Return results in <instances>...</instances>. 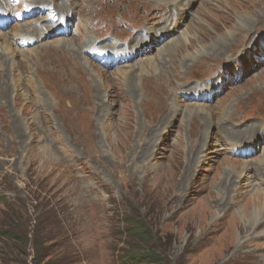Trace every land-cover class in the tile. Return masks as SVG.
I'll return each mask as SVG.
<instances>
[{"label":"rangeland","instance_id":"1","mask_svg":"<svg viewBox=\"0 0 264 264\" xmlns=\"http://www.w3.org/2000/svg\"><path fill=\"white\" fill-rule=\"evenodd\" d=\"M5 1L17 14L31 11L29 20L25 14L0 28L13 49L41 56L47 47L70 58L73 70L60 74L58 60L46 55L37 64L18 56L12 80H2L8 64L0 69V235L23 238L14 245L0 237V264H127L122 259L148 248L162 260L132 264H264V220L244 223L259 208L264 219V135L245 141L247 156L228 149L243 129L264 122V0H184V8L153 0ZM174 18L176 30L162 37ZM61 24L69 30L57 35ZM246 24L251 31L233 41L236 53L222 55L233 29ZM24 25L37 33L25 34L30 41L20 47L12 35ZM65 39L87 61L54 46ZM129 65L139 76L125 81L118 72ZM199 84L218 85L212 102L181 96ZM231 99L244 121L215 120L209 140L194 135L187 113L183 123L171 117L172 104L195 103L211 114ZM217 142L221 155L213 147L195 156L201 144ZM229 158L252 164V175L240 178V170L228 180L221 165ZM196 211H207L199 226Z\"/></svg>","mask_w":264,"mask_h":264},{"label":"bare ground","instance_id":"2","mask_svg":"<svg viewBox=\"0 0 264 264\" xmlns=\"http://www.w3.org/2000/svg\"><path fill=\"white\" fill-rule=\"evenodd\" d=\"M156 4L158 5H162L164 4L163 6H168V5H172V6H175L176 4H179L181 8H184V6L182 5L184 2V0H153ZM87 3L86 0H84L83 4L85 5ZM186 4V3H185ZM183 6V7H182ZM44 8H49L50 7V4H46L45 6H43ZM86 7V6H85ZM161 7V6H160ZM6 9H2L1 12L2 13H6ZM70 11L72 12V8L70 6ZM173 11V10H172ZM171 11V12H172ZM175 12V11H174ZM70 13V12H68ZM63 14V13H62ZM65 15V14H63ZM261 15V14H260ZM173 17V16H172ZM3 21H0L1 23H7L8 22V17L5 16L4 18H2ZM178 19L177 18H174L171 20L170 22V27H164L163 29L160 30V32L158 33H161V36L163 37H166V36H171V33H170V30H173L175 31L176 30V27L178 25ZM241 20L239 21V23L241 24ZM254 25L253 23L251 24V26ZM57 25H54L52 27H49L48 28V31L52 32L54 29L56 30V27ZM18 27V25L16 26ZM25 25L21 28H23L22 31H17L15 32L13 35H12V38L14 41L17 42L18 46L20 47H24L25 43L26 42H29L30 41V38L28 36H26L25 34L28 35V33L30 32L29 29L27 31H25ZM60 28L62 29H65L66 26L65 25H60L59 26ZM246 29L249 28L248 30H245V29H242V27H238V29H233V38H231L229 40V47H228V50H224L222 52H220L222 55H229V54H235L236 53V49H235V45L237 44H234L233 45V41L236 39V38H240V37H245L249 31H251V27L250 26H247V24L245 25ZM59 28V29H60ZM236 28V27H235ZM172 31V33H173ZM246 31V32H245ZM27 32V33H26ZM229 32V31H228ZM30 33H37V31H34V32H30ZM176 34V33H175ZM232 34V33H231ZM239 35H241L239 37ZM183 35H181L182 37ZM174 39V38H173ZM11 38H9L7 35L3 34V33H0V69L2 70V68L4 66H7V64L11 67V70H9V74L8 76H5L4 73V78L2 79L3 81H7V78L8 80H12L13 79V76H14V69L17 67L18 65V56L19 57H22V61L25 63V64H37L39 62V57H51V56H55L53 53L49 52V50L47 51V47L45 48L46 51H44V54H42L41 56H38V52H40L41 50H39L38 52L34 51V50H29L28 52H22V51H19L17 49H13L12 47V44H11ZM80 43V45L82 46V41H78ZM56 44L54 46H57L59 49L61 50H64V49H67L69 50L70 52V56H73L75 57L76 59L77 58H83L84 61H87L86 57L84 56V54L82 53L81 51V48H79V45L76 41H74L73 39H65L63 41H57L55 42ZM192 45V44H191ZM188 46V45H183L182 49L185 48L184 51H186V47H191ZM234 47V49H233ZM89 48H85V50H88ZM84 51V50H83ZM262 51V50H261ZM29 52H31L29 54ZM65 52V51H64ZM188 53V51L186 52V54ZM177 54V53H176ZM213 54H219V53H215L213 52L212 54H207L206 57H210L211 55ZM46 55V56H45ZM110 55V54H109ZM177 56V55H176ZM263 56V55H262ZM62 57V58H61ZM188 57V56H187ZM192 57V58H191ZM55 58L58 60L57 63H54V67L58 68V72L60 74L62 73H65L66 72V69L70 68L71 67V70H73V66L71 65V60L70 58H67L66 56H62L61 54H57L55 56ZM189 60H192L194 59L195 57L194 56H189L188 57ZM153 59V58H152ZM163 59H160L157 60V65H158V68L161 66V61ZM172 61V60H171ZM146 62L149 66L153 67L154 68V62L153 60H151V58H146ZM145 65V64H144ZM174 65V64H173ZM183 66V64L181 62L178 63V67L181 68ZM78 67V65H77ZM9 68V67H8ZM91 68V67H90ZM140 70H145V68H141L139 67ZM7 70V68H6ZM60 70V71H59ZM133 74V77H137L139 76V72L134 69L133 67H131L130 65L129 66H126L125 68L123 67L122 69L119 70L118 72V75L120 77H122L123 79H125V81H127L130 77H132L131 75ZM150 74V73H149ZM77 79L81 78L82 76H79L78 74L76 75ZM227 87V86H226ZM218 88V85L216 84H212V85H209V88L207 89H203V88H200L198 90L202 91V94L203 93H210V91H214ZM216 96V95H215ZM214 96V97H215ZM177 99V102H178V97H176ZM231 100H229L227 102L226 105L223 104V101H220L216 107V109L214 111L211 112V114H208V111L202 109L200 106H195V103H193L194 105H187V106H183L181 104H172L173 106V110L171 112V117L172 118H175V119H179L181 120V123H183L186 119V113H187V117L188 118H192L193 120V123H192V131L194 133V135H197L198 132L201 133V141L203 140H209L211 139L212 137V134H211V131H210V126L213 124V122L215 120H219L221 121L220 123L224 124V125H232L231 123H227L226 121L229 120V119H236L239 115H240V112L235 108H233V105L230 104L232 103ZM234 104V103H233ZM145 105V104H144ZM183 109V110H180V109ZM187 108V109H186ZM192 109V110H191ZM239 112V114H238ZM181 113V116H178L179 114ZM204 117H203V116ZM171 117H169L171 119ZM248 131V134L247 135H244L243 136V133H242V137L239 138L238 140H236L235 142H244V141H248V140H254L257 138L258 134L260 132H262V135H264V122H260L258 124H252L248 130H245V132ZM152 135V133L148 134V136ZM152 138H148L150 140L149 143L152 142ZM191 140V139H190ZM197 142H198V139H197ZM196 143H194L193 141H191L190 143L195 147L196 146ZM185 143L184 141V137L180 138L179 141L177 142V144L175 145L174 149L172 150V152H179V150H181L179 147L183 146V144ZM152 146V144H151ZM254 145L251 146L252 149L255 150V148L253 147ZM190 147L187 152H190V153H194L196 152V148L197 147ZM213 147H215V152L217 154H222V150L217 143L215 144H209V145H203L201 144V147L198 149L197 153L198 155H195L197 157L200 156V153L201 152H205L203 157H207V153L206 152H209ZM114 151L115 150H118V146L116 145L115 147H113ZM240 149H241V145H240ZM119 153V151H118ZM200 159V158H199ZM195 161L196 158H190L188 160V169H189V166H190V162L191 161ZM201 160V159H200ZM230 160L229 159H226L225 161L222 162V167H227L229 168V177H228V180L231 176H234L237 179H239V171L240 170H244L242 173H245V174H241L240 178H242L243 176L245 177H249L252 175V173H250V170L249 169H255V167L252 166V164H248L247 162L243 163L242 166H238L237 163L239 162H235V163H227V161ZM202 162V161H201ZM259 173V172H258ZM227 178V177H226ZM226 178L224 179V181H228L226 180ZM254 178V177H253ZM252 178V179H253ZM251 179V180H252ZM255 182L256 179H254ZM253 180V181H254ZM229 184L233 185L232 182H228ZM262 184H264V182L262 181ZM219 189V188H218ZM228 192V191H227ZM259 192V191H257ZM217 195V194H216ZM225 195V194H224ZM262 195H259V194H256L255 195V200L256 201L257 199H259ZM227 197V196H226ZM209 198V197H208ZM224 199V198H223ZM218 200V199H217ZM221 200V199H219ZM225 200V199H224ZM223 200V201H224ZM214 201V200H213ZM216 201V200H215ZM221 202V201H220ZM217 203V202H216ZM216 203H214L216 205ZM218 204V203H217ZM261 204V203H259ZM258 204V205H259ZM264 204V203H263ZM209 207V206H208ZM209 210V208H207ZM206 209V210H207ZM217 209V208H216ZM215 209V210H216ZM214 211V210H213ZM206 212L207 211H202V212H198L196 211V213H194V217H196L197 219V222H196V225H201L203 222H204V219H205V215H206ZM221 212V210H220ZM246 213V212H245ZM213 214V213H212ZM262 209H256L254 211H252V213H249L248 215H245L244 216V223H249V224H252V221L253 223H258V222H263V218H262ZM218 217H220L219 214H216ZM237 224V222H236ZM235 224V225H236ZM235 225L231 226L235 229ZM256 226V225H255ZM236 228L240 229L241 228L239 227V225L237 224ZM242 231V230H241ZM231 229H230V232L228 234H230V237L232 239L235 240V235L233 237L232 233H231ZM252 232V231H251ZM241 235L242 233L240 234V240H241ZM228 250V248H227ZM130 260L132 261H137L138 259H135V258H130Z\"/></svg>","mask_w":264,"mask_h":264},{"label":"trees","instance_id":"3","mask_svg":"<svg viewBox=\"0 0 264 264\" xmlns=\"http://www.w3.org/2000/svg\"><path fill=\"white\" fill-rule=\"evenodd\" d=\"M139 229V228H138ZM16 230V229H14ZM15 234H12V233H9L8 230L7 231H4L3 229V232L1 233L0 237L2 238H7L8 240L10 239L11 242H13L14 245H18V243H22L23 244V238L22 236L18 235L16 232H14ZM148 247V246H147ZM145 253H140V254H137V257H133L135 259H138L137 262L140 263L142 262V260H156V261H161L162 259H160L159 257L156 256L155 252L148 248L144 251ZM129 258H132L131 256ZM127 264H132L136 261H132L130 259H127L126 261Z\"/></svg>","mask_w":264,"mask_h":264},{"label":"clouds","instance_id":"4","mask_svg":"<svg viewBox=\"0 0 264 264\" xmlns=\"http://www.w3.org/2000/svg\"><path fill=\"white\" fill-rule=\"evenodd\" d=\"M129 258V257H128ZM130 259V258H129ZM123 261H126V260H124V259H122Z\"/></svg>","mask_w":264,"mask_h":264}]
</instances>
